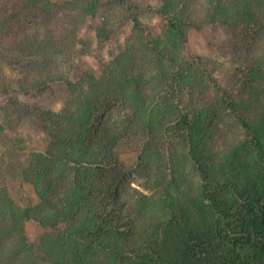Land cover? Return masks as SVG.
<instances>
[{
    "label": "trees",
    "instance_id": "trees-1",
    "mask_svg": "<svg viewBox=\"0 0 264 264\" xmlns=\"http://www.w3.org/2000/svg\"><path fill=\"white\" fill-rule=\"evenodd\" d=\"M158 1L165 25L151 34L131 0H70L62 26L52 0H0V90L12 86L3 73L10 54L21 91L69 90L59 109L41 111L51 151L33 152L23 172L40 203L21 206L0 191V264L262 261L264 0ZM35 10L40 22L18 30ZM99 16L100 38L126 17L132 35L100 74L75 81L81 27ZM210 24L239 35L243 93L217 79L214 61L184 56L191 30ZM116 102L126 109L104 113ZM30 112L15 98L0 103V143ZM130 152H140L145 177L136 188L107 176ZM31 220L45 229L39 247L27 235Z\"/></svg>",
    "mask_w": 264,
    "mask_h": 264
},
{
    "label": "rangeland",
    "instance_id": "rangeland-1",
    "mask_svg": "<svg viewBox=\"0 0 264 264\" xmlns=\"http://www.w3.org/2000/svg\"><path fill=\"white\" fill-rule=\"evenodd\" d=\"M52 1L54 3V25L62 26L64 25L65 8L67 10L70 0ZM131 1L138 5L137 8L139 7L140 15L149 32L151 34L160 32L165 22L156 13L159 1ZM102 21L103 17L99 16L95 21L89 19L81 27L80 34L83 42L77 47L71 75L75 81L87 71L92 70L100 74L104 63L120 54L132 35L133 22L126 17L115 26L109 38L102 39L97 34L96 26ZM38 22H40V14L35 10L24 17L17 29H23ZM238 41V33L233 32L229 27L222 24H210L203 30H191L184 56L191 62L197 56L214 61L217 65V79L229 89L231 94L238 95L245 91L243 82L235 83ZM16 60L17 57L14 54L7 55L3 60V73L9 76L12 86L8 91L0 90V103L6 102L9 98H15L29 106L32 112L24 117L16 131H8L3 142L0 143V191L8 189L21 206H35L40 203L41 199L37 196L34 186L24 179L23 172L29 165L33 152L51 151V138L40 129L41 111L48 108L59 109L69 97V90L66 83H56L42 91L36 90L29 93L21 91L17 84L18 72L12 69V64ZM125 109L121 103L116 102L111 108H106L104 113L107 114L110 111L117 113ZM139 154L140 152L124 154L120 166L107 168V176L111 178L119 176L121 183L131 182L133 188L139 187V184L145 180L138 167ZM44 230V227L34 220L27 222V235L35 247H39ZM255 264H264V257L260 263Z\"/></svg>",
    "mask_w": 264,
    "mask_h": 264
}]
</instances>
